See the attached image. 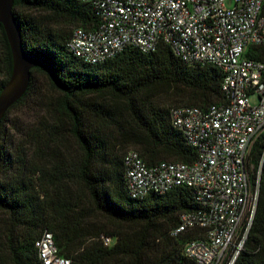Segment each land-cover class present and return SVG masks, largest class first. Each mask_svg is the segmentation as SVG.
Wrapping results in <instances>:
<instances>
[{
	"label": "trees",
	"instance_id": "1",
	"mask_svg": "<svg viewBox=\"0 0 264 264\" xmlns=\"http://www.w3.org/2000/svg\"><path fill=\"white\" fill-rule=\"evenodd\" d=\"M12 13L34 68L26 93L0 121V215L8 225L0 236V264H41L35 243L46 231L71 264H197L184 248L205 232L172 234L180 215L198 208L193 191L180 187L132 199L124 157L133 150L147 166L194 162L197 154L171 125L170 113L223 104L221 72L188 65L166 45L148 54L126 49L97 65L82 62L66 44L74 29L98 27L88 3L14 0ZM0 55L1 93L12 72L1 27ZM40 81L56 95L44 101L54 122L19 147L9 115L45 97ZM68 139L74 148L65 145ZM50 145L48 158L43 148ZM249 161L254 175L260 170L258 200L233 264H264V133Z\"/></svg>",
	"mask_w": 264,
	"mask_h": 264
},
{
	"label": "built area",
	"instance_id": "2",
	"mask_svg": "<svg viewBox=\"0 0 264 264\" xmlns=\"http://www.w3.org/2000/svg\"><path fill=\"white\" fill-rule=\"evenodd\" d=\"M77 1L92 5L100 19L94 30L74 29L66 44L82 62L97 65L126 49L148 54L166 45L182 62L210 65L223 75V104L171 110V125L196 152L194 162L147 166L130 150L124 166L132 199L192 190L198 208L180 215L173 236L203 230L204 237L190 241L184 255L197 264H233L259 192L260 170L254 175L249 159L264 133V0H231L229 6L227 0ZM35 247L41 264H71L58 255L47 231Z\"/></svg>",
	"mask_w": 264,
	"mask_h": 264
},
{
	"label": "water",
	"instance_id": "3",
	"mask_svg": "<svg viewBox=\"0 0 264 264\" xmlns=\"http://www.w3.org/2000/svg\"><path fill=\"white\" fill-rule=\"evenodd\" d=\"M13 2L0 0V27L4 30L12 56L11 76L0 93V121L26 93L30 71L34 68L22 48L20 31L12 13Z\"/></svg>",
	"mask_w": 264,
	"mask_h": 264
},
{
	"label": "rangeland",
	"instance_id": "4",
	"mask_svg": "<svg viewBox=\"0 0 264 264\" xmlns=\"http://www.w3.org/2000/svg\"><path fill=\"white\" fill-rule=\"evenodd\" d=\"M226 4L231 5V0H227ZM1 57V55H0ZM1 67V63H0ZM40 84L43 85V92L41 97L42 99L34 102H29L26 106L16 109L11 112L9 115V121L11 122L12 132V141L14 140L17 146H21V144L29 142V136L34 132V130H38L39 134H43V129L49 124L54 122V118L46 113V104L48 99L55 98L56 95L49 90L46 84L43 81H40ZM251 104H256L255 100L251 98ZM68 148H74V143L71 139H68L65 144ZM53 145H50L48 148H43V155L51 158L53 155ZM63 150V149H62ZM8 229V225L6 224L5 219L0 215V236H2V232Z\"/></svg>",
	"mask_w": 264,
	"mask_h": 264
}]
</instances>
